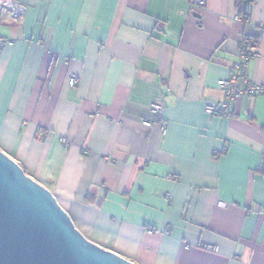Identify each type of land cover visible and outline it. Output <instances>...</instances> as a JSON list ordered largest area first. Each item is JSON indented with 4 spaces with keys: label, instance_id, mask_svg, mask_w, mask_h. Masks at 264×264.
Segmentation results:
<instances>
[{
    "label": "crops",
    "instance_id": "obj_1",
    "mask_svg": "<svg viewBox=\"0 0 264 264\" xmlns=\"http://www.w3.org/2000/svg\"><path fill=\"white\" fill-rule=\"evenodd\" d=\"M15 1L27 13L0 24V150L134 264H264V94L229 119L204 112L245 37L260 38L249 76L264 85V0ZM153 104L164 132L143 125Z\"/></svg>",
    "mask_w": 264,
    "mask_h": 264
},
{
    "label": "water",
    "instance_id": "obj_2",
    "mask_svg": "<svg viewBox=\"0 0 264 264\" xmlns=\"http://www.w3.org/2000/svg\"><path fill=\"white\" fill-rule=\"evenodd\" d=\"M0 264H134L88 241L55 196L0 150Z\"/></svg>",
    "mask_w": 264,
    "mask_h": 264
},
{
    "label": "built area",
    "instance_id": "obj_3",
    "mask_svg": "<svg viewBox=\"0 0 264 264\" xmlns=\"http://www.w3.org/2000/svg\"><path fill=\"white\" fill-rule=\"evenodd\" d=\"M187 6L193 11L204 10L207 6V0H188ZM27 13V6L15 0H0V24L14 25L22 20ZM233 20L247 21L248 15L241 16L239 11L233 13ZM264 33V27H259V35ZM259 41L260 38L245 37L241 40L238 46V58L233 63L230 74L217 81L218 87L224 94V99L218 103L205 102L204 112L208 116H222L227 119L232 117V103L233 101L243 97H254L264 94V85L258 84L251 80L249 76V63L252 59L259 55ZM11 45L12 42H3V45ZM65 61H70L69 57ZM78 84V77L72 75L68 80V85L71 89H76ZM162 107L158 104L151 106V113L154 117L152 121H145L143 125L147 128L158 126L161 131H165L166 122L161 118ZM61 142H65L60 138ZM86 154V151L84 152ZM219 207H225L224 202L218 203ZM168 233V232H167ZM203 249L208 252H218V247L210 244L203 245Z\"/></svg>",
    "mask_w": 264,
    "mask_h": 264
},
{
    "label": "trees",
    "instance_id": "obj_4",
    "mask_svg": "<svg viewBox=\"0 0 264 264\" xmlns=\"http://www.w3.org/2000/svg\"><path fill=\"white\" fill-rule=\"evenodd\" d=\"M241 0H237V4L240 2ZM240 10V9H239ZM239 13L241 14V16H244L245 14L240 10Z\"/></svg>",
    "mask_w": 264,
    "mask_h": 264
}]
</instances>
